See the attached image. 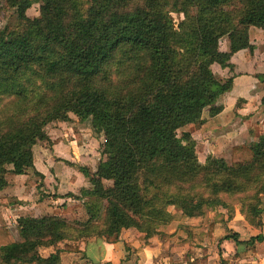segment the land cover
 I'll list each match as a JSON object with an SVG mask.
<instances>
[{
	"label": "trees",
	"instance_id": "16d2710c",
	"mask_svg": "<svg viewBox=\"0 0 264 264\" xmlns=\"http://www.w3.org/2000/svg\"><path fill=\"white\" fill-rule=\"evenodd\" d=\"M37 2L40 15L30 17ZM0 6L17 16L0 26V192L10 171L39 174L34 145L50 143L49 127L70 113L90 120L104 138L97 169L80 166L91 184L78 197H88V218L71 220L63 215L67 208L22 216L12 228L0 211V264H63L62 251L80 252L87 239L128 228L148 239L175 219L172 206L184 217L223 207L229 218L239 206L262 227L264 136L233 146L230 163L212 155L202 162L184 128L201 123L206 108L211 116L222 111L218 100L233 78L221 80L213 66L232 67L240 50L252 55L249 32L264 29V0H0ZM172 12L183 14L177 26ZM224 37L228 51L220 47ZM226 196H238V204ZM224 238L242 242L238 233ZM263 240L259 234L243 243ZM51 246L56 251L42 255ZM185 263L208 260L188 256L172 264Z\"/></svg>",
	"mask_w": 264,
	"mask_h": 264
},
{
	"label": "crops",
	"instance_id": "0c3cea01",
	"mask_svg": "<svg viewBox=\"0 0 264 264\" xmlns=\"http://www.w3.org/2000/svg\"><path fill=\"white\" fill-rule=\"evenodd\" d=\"M249 33L254 45L250 57L244 49L232 56V67L213 66L220 79L233 78L232 89L218 100L222 111L211 116L206 108L201 123L190 124L184 129L196 141L202 162L208 155L225 158L228 162L233 146L252 144L264 136V80L258 77L264 75V29L252 26ZM225 39L221 49L228 51L229 41ZM48 131L51 142H38L33 147L34 165L39 174L33 170L24 174L10 171L6 176L8 185L0 192V211L9 227H16L22 216L39 217L67 208L73 210L75 204H85L88 198H78L82 188L91 186L80 166L91 172L97 169L102 159L100 142L103 136L94 133L90 120L82 121L73 113L69 120L55 123ZM262 201L264 205V196ZM177 212L172 211L174 215ZM178 213L180 216L160 228L159 235L146 239L137 229L128 228L119 236L89 238L81 245L80 252L62 251V262L172 264L191 256L192 259L206 257L208 264H264V240L250 245L243 243L251 237L264 235V212L262 227L248 222L239 206L235 207L232 218L223 207L211 210L207 217H184L181 211ZM71 214L67 212L68 216ZM223 223L232 228V233L239 234L241 243L233 238L226 239L218 232V225ZM58 247L63 248L64 243H59ZM55 251L54 246L40 250L44 256Z\"/></svg>",
	"mask_w": 264,
	"mask_h": 264
},
{
	"label": "rangeland",
	"instance_id": "374dc122",
	"mask_svg": "<svg viewBox=\"0 0 264 264\" xmlns=\"http://www.w3.org/2000/svg\"><path fill=\"white\" fill-rule=\"evenodd\" d=\"M41 4H42V2L34 3L32 5V7L28 10V15L30 17L39 16L40 15V5ZM171 18L174 20V23L177 26L179 24V22L183 19V14L172 12L171 13ZM16 22H17V16L13 12V10L5 8L4 6H0V26L4 27L7 24H12V23H16ZM225 38L226 37L222 38L221 41H220V47L221 48H224V46H225V40H226ZM214 70L216 71L217 69L214 68ZM216 74H217V71H216ZM218 78H219V76H218ZM184 129H186V128H184ZM180 135H181V132H180ZM103 142H104V138H103L102 142H100V151L102 149L101 146H102ZM230 162H231V160L228 161V163H230ZM106 184H109V182L106 181ZM261 198H262V196H261ZM225 199L228 200L233 205L238 204L237 203L238 196H232V197L231 196H226ZM75 205L73 207L74 209L70 210L72 212V214L70 216H68L67 213H65V212H63V215L66 214L67 216H65V217H67V218H69L71 220H86L88 218V215H87V211H86V208L84 206V203L82 202V204H80V205H77V206H75ZM170 209L172 211H174V210L178 211V212L180 211L179 209H177L174 206L170 207ZM219 209H222V207H220ZM62 211H64V210H62ZM178 212L175 214L176 218H177V216H180V213H178ZM217 228H218V232L222 233L221 235H226V234L232 233V228H230L226 223L218 225ZM195 242H196V240H195Z\"/></svg>",
	"mask_w": 264,
	"mask_h": 264
}]
</instances>
